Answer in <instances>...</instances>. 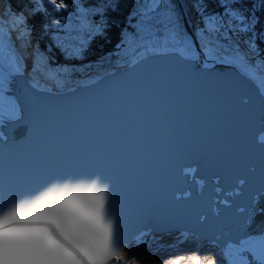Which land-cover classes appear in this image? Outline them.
I'll return each instance as SVG.
<instances>
[{"label": "bare ground", "instance_id": "6f19581e", "mask_svg": "<svg viewBox=\"0 0 264 264\" xmlns=\"http://www.w3.org/2000/svg\"><path fill=\"white\" fill-rule=\"evenodd\" d=\"M4 4L0 0V95H8L9 114L18 108L20 117L0 142L1 164L8 173L0 181V215L54 189L84 190L95 185L105 193L104 215L112 225L113 243L130 223L140 220L184 223L220 239L233 236L241 219L236 220L240 191L235 193L229 185L221 190L210 186L199 194L192 169L215 173L220 181L231 179L232 186L241 179L254 185L256 177L264 175V150L254 146L264 141V131L258 130L264 113L242 81L228 71H197L163 57L112 76L101 90L49 100L33 88H57L55 81L44 84L39 75L20 65L24 61L31 67L20 48L30 39L28 17L15 11L23 16L8 19L2 13ZM16 18L23 19L22 27L12 23ZM21 29L25 36L20 41ZM216 57L200 53L194 58L203 65L217 60L233 63L264 93L254 73L232 57L220 53ZM23 73L29 86L22 78L15 80ZM83 100V107L75 110ZM113 163L116 167L110 166ZM260 207L253 223L261 233L242 237L238 243L227 239L224 245L204 238L225 250L228 264H244L248 251L264 260V202ZM168 232L201 238L181 229L156 232L143 227L128 249L104 264L131 258L143 235L161 239Z\"/></svg>", "mask_w": 264, "mask_h": 264}, {"label": "rangeland", "instance_id": "374dc122", "mask_svg": "<svg viewBox=\"0 0 264 264\" xmlns=\"http://www.w3.org/2000/svg\"><path fill=\"white\" fill-rule=\"evenodd\" d=\"M4 2L5 8L2 13L8 19L11 15L23 16L22 13L17 14L10 10L7 0ZM225 11L227 15L207 12L204 5L197 0H140L137 11L132 15L130 28L122 34L120 43L112 50L98 52L96 60L82 63L87 54L84 48L91 36L104 33L102 26L92 22L90 12L84 10L73 19L63 21L61 25L65 29L64 34L57 35V45L61 46V50H65L68 55L75 57L74 63L59 64L49 61L37 50L35 41L28 38L26 45L22 43L20 48L23 52L22 59L31 61L29 64L31 67L27 68L28 63L26 65L24 61H22L23 64L20 61V65L30 70L25 69L30 74L33 71L39 75L46 83L55 81L57 88L64 89L80 81H87L86 79H91L92 76L96 77L117 65L131 62L150 51L157 52L167 48L193 58L200 53L209 55V58L216 57L218 53L232 57L240 67L254 73L258 83L264 87V53H260L255 45L257 35L253 31L247 39H240L235 34L236 27L245 31L250 30L254 19L250 20L239 9L228 8ZM20 27H22L21 24ZM82 27L91 30L92 34L88 39L78 32ZM213 28L215 30H212ZM21 33L24 34L21 35ZM18 36L21 41L25 32L21 29ZM23 46L27 53L24 52ZM17 57L20 59L19 56ZM83 104L84 100L75 107V110H80ZM22 122L21 120L16 125ZM1 158L0 181L3 175L8 174L4 163L1 164L3 156ZM234 162L231 160V163ZM110 166L115 165L113 163ZM145 235L133 247L132 257L117 264H130V262L131 264H174L177 260L179 264H196L193 257H198L200 264H207L208 261H214L215 264H228L225 250L221 246L195 235L186 233L177 235L175 232H168L165 235L166 238L161 239Z\"/></svg>", "mask_w": 264, "mask_h": 264}, {"label": "snow or ice", "instance_id": "6c2138e0", "mask_svg": "<svg viewBox=\"0 0 264 264\" xmlns=\"http://www.w3.org/2000/svg\"><path fill=\"white\" fill-rule=\"evenodd\" d=\"M51 2L67 7L64 0ZM12 23L18 26L23 19ZM104 204V190L93 185L54 189L12 208L0 215V264H103L116 250ZM192 259L200 264L198 257Z\"/></svg>", "mask_w": 264, "mask_h": 264}, {"label": "water", "instance_id": "95a60500", "mask_svg": "<svg viewBox=\"0 0 264 264\" xmlns=\"http://www.w3.org/2000/svg\"><path fill=\"white\" fill-rule=\"evenodd\" d=\"M171 58L176 59L178 61H181L183 64L186 63L188 66L194 68L197 71H227L232 75L235 76L238 81H242L241 85L242 87L250 93V95L253 96V102L262 110L264 113V93L259 89L258 84L247 74L241 72L236 65L229 62H222V61H215L212 64L209 65H203L198 63V61L193 58L189 57L187 55L181 54L177 50H159L157 52H148L146 54H143L141 56H138L136 59H134L131 62H128L126 64L117 65L116 67L107 70L103 73L98 74L96 77L92 76L91 79H86L88 81L86 82H78L72 87H66L64 89L60 88H53V89H44V88H33L34 91L38 94H40L42 97L47 99H64V98H70L73 96H78L80 94H89L91 92H95L97 90H101L102 87H104V84H107V80L111 79L112 76H118L123 73H126L130 69L140 65L144 61L155 60V59H161V58ZM24 80L27 83V80L25 78H28L26 73H23L22 75H17L16 79ZM29 86V85H28ZM1 92V91H0ZM1 94V93H0ZM6 97L7 96H1L0 95V107H4L3 110H0V139L3 140L6 137V129L11 128L12 124L19 119L20 112L19 109L16 108L13 115L9 114L8 104L6 103ZM262 123L260 127L258 128L259 131H264V116L261 118ZM255 147H259V149L264 150V141L259 140L254 143ZM194 171V175L197 176L198 183H195L198 188V193L203 194L206 193L208 187L212 186L215 189L219 190L226 189L229 185L230 188L232 187L234 192L240 191L241 195V201L242 203L241 208L237 209L239 216L236 217V220L239 219L238 225H235L233 227V230L235 231L233 236L225 237L223 239L218 238L217 235H208L205 234L199 230H197L194 227H191L189 225H186L184 223H177L172 221H163L162 223L155 224L151 223L150 221H136L132 222L128 225L126 231L123 233V235L120 237V240H118L114 244L115 251L110 259H106L103 261V264L110 261L116 255L123 251L128 249V247L131 245L134 235L137 233L138 230H140L143 227H149L153 231L156 232H162L169 229H181L185 231H190L201 238L206 239H213L220 245H224L227 241H232L234 243H238L242 237H245L247 235L253 234V233H261V229H257L254 227L253 221L256 220L257 215H259V211L261 209L260 205L264 202V175H260L256 177V181L254 185L249 182V180H240L238 185L230 184L231 179H229V183L226 181V179H222L220 181V177L218 175H215V173L208 174L205 172L204 174L199 169H192ZM200 180V181H199ZM220 182V183H219ZM227 184V185H226ZM226 185V186H225ZM225 186V187H224ZM218 187V188H216ZM229 191V190H228ZM230 194H233L232 192ZM228 193V195H230ZM226 195V192L221 195L218 199V203L220 199H223V197ZM261 203V204H260ZM264 231V230H263ZM244 264H264V260L262 258H259L255 255H253L250 251L246 252V261Z\"/></svg>", "mask_w": 264, "mask_h": 264}, {"label": "trees", "instance_id": "16d2710c", "mask_svg": "<svg viewBox=\"0 0 264 264\" xmlns=\"http://www.w3.org/2000/svg\"><path fill=\"white\" fill-rule=\"evenodd\" d=\"M208 12L226 14L228 8L241 10L244 15L254 19L251 29L245 31L237 28L235 34L240 39H247L252 32L257 35L255 45L260 53H264V0H197ZM59 3V0H56ZM12 11H22L28 17L31 29L30 39L35 41L37 50L51 62L69 64L76 61L58 46V34H64L61 23L73 19L84 10L90 12L92 22L102 26L103 34L91 36L87 45L83 46L87 54L81 61L97 59L98 52L112 50L122 40V34L130 28L132 15L137 11L140 0H64L67 7L57 8L51 0H7ZM56 21H60L59 24ZM88 39L91 30L82 27L78 31ZM80 62V63H81Z\"/></svg>", "mask_w": 264, "mask_h": 264}, {"label": "flooded vegetation", "instance_id": "af4514ba", "mask_svg": "<svg viewBox=\"0 0 264 264\" xmlns=\"http://www.w3.org/2000/svg\"><path fill=\"white\" fill-rule=\"evenodd\" d=\"M44 83H46V82H44ZM3 108H4V107H0V110H3Z\"/></svg>", "mask_w": 264, "mask_h": 264}]
</instances>
